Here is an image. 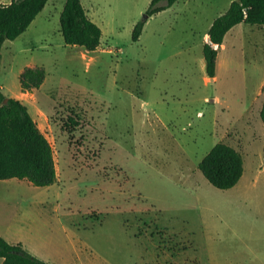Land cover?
<instances>
[{"label": "rangeland", "instance_id": "obj_1", "mask_svg": "<svg viewBox=\"0 0 264 264\" xmlns=\"http://www.w3.org/2000/svg\"><path fill=\"white\" fill-rule=\"evenodd\" d=\"M150 1L80 0L94 52L63 43L65 0L3 43L0 92L27 106L56 181L0 180V236L46 264H264V28L229 30L210 78L202 47L229 0H177L133 42ZM32 67L44 81L21 93ZM217 143L243 160L229 190L198 169Z\"/></svg>", "mask_w": 264, "mask_h": 264}, {"label": "trees", "instance_id": "obj_2", "mask_svg": "<svg viewBox=\"0 0 264 264\" xmlns=\"http://www.w3.org/2000/svg\"><path fill=\"white\" fill-rule=\"evenodd\" d=\"M47 1L11 0L9 4L0 3V50L5 41H13L26 31ZM176 1L151 0L142 20L133 28L132 41H138L145 22L151 16L170 8ZM240 24L264 27V0H234L225 13L213 20L202 47L208 77H214L217 51L224 36ZM59 26L66 46L94 52L100 45L101 30L87 17L80 0H65ZM44 78L42 67L24 69L19 76L21 93L38 89ZM259 116L264 128V97ZM262 154L264 157V145ZM198 169L214 188L229 190L243 174V160L234 148L217 143L201 160ZM10 179L26 181L35 187H48L55 183L56 171L50 144L27 106L0 92V180ZM0 258L3 259L2 264H44L24 251L20 244L11 245L1 236Z\"/></svg>", "mask_w": 264, "mask_h": 264}, {"label": "crops", "instance_id": "obj_3", "mask_svg": "<svg viewBox=\"0 0 264 264\" xmlns=\"http://www.w3.org/2000/svg\"><path fill=\"white\" fill-rule=\"evenodd\" d=\"M10 1L11 0H1L0 1V3L1 4H9L10 3ZM232 1H234V0H229L227 3H226V10L228 9V7H229V5H230V3L232 2ZM48 2V1H47ZM47 4V3H46ZM226 10H225V12H226ZM224 12V13H225ZM222 15V14H221ZM218 16H220V14L218 15ZM218 16H216L215 18H217ZM214 18V19H215ZM213 19V20H214ZM213 20H211L210 22H209V24H208V30H209V28H210V26H211V24H212V22H213ZM235 27V26H234ZM262 28H264V27H262ZM208 30H207V32H208ZM206 41H207V36H206ZM264 87V86H263ZM12 245V244H11ZM21 245V244H20ZM21 247H22V249L24 250V248H23V246L21 245ZM25 251V250H24ZM2 262H3V259L2 258H0V264H2ZM42 262V261H41ZM44 263V262H43ZM44 264H46V263H44Z\"/></svg>", "mask_w": 264, "mask_h": 264}]
</instances>
